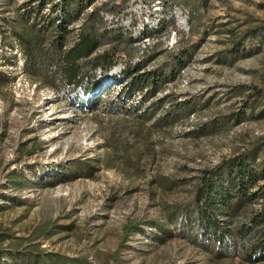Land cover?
<instances>
[{
    "label": "rangeland",
    "instance_id": "374dc122",
    "mask_svg": "<svg viewBox=\"0 0 264 264\" xmlns=\"http://www.w3.org/2000/svg\"><path fill=\"white\" fill-rule=\"evenodd\" d=\"M51 3L34 17L44 28ZM34 4L0 0L2 264H264L246 260L255 231L205 235L196 201L229 158L255 150L264 174V0H95L65 36V50L91 24L100 36L76 86L59 57L27 73L13 31ZM152 72L157 91L118 100ZM248 192L256 201L219 217L230 232L264 208V179Z\"/></svg>",
    "mask_w": 264,
    "mask_h": 264
},
{
    "label": "trees",
    "instance_id": "16d2710c",
    "mask_svg": "<svg viewBox=\"0 0 264 264\" xmlns=\"http://www.w3.org/2000/svg\"><path fill=\"white\" fill-rule=\"evenodd\" d=\"M60 1L61 3H54L53 0H32L33 3L36 2L34 8L26 12L27 14H23L26 15V18L22 17L27 22L26 25H22L18 31L14 30L13 35L23 49L26 66H28L27 69L31 65L27 73L31 75L43 74L59 57L64 63L62 72L67 79V83L69 85L74 84V86L81 85L83 79L78 77L77 61L89 58L96 52L100 43V36L91 24L87 30H82L77 41L68 50H65V36L68 33V25L78 21L83 11L90 8L95 0ZM49 2L52 3L49 6L47 27L44 28L39 22H36L34 17L40 15L39 13L44 11V7ZM59 7L63 17L60 15L57 18V16L54 17L53 15L58 11ZM96 15L97 11H92L88 18ZM20 22L23 21L20 20ZM46 42H48L51 52L48 56H45L46 50L43 49V44ZM100 60H102L101 57L96 58L98 62L93 66V70L99 67ZM114 65V62H109L105 67H102V73L106 74ZM150 77H152V82H147L144 77L133 78L129 82H125L121 91L117 93L118 100H124L123 95H125V99H128L136 91L145 89H150L152 93L157 91L162 77L157 76L155 72H152L151 76L147 75V78L150 79ZM87 91L88 89L85 90V92ZM255 153V150H253L246 154L229 158L208 171L196 193V201L200 204L198 211L199 220L204 227V234L208 235L209 238L222 242L226 236L235 233V235L240 237V240H243L245 236L254 233V231L256 232V242L246 257L249 262L264 261V208L254 214L249 222L236 228L233 232L223 226L224 222L219 217H231L230 211L236 206L239 208L242 202L253 203L256 201L257 193H249L248 191L254 186L257 187L258 181L264 179V174L262 171L257 174L255 169L252 168V163L256 158ZM133 229H138L136 230L137 232L141 231L138 227ZM7 239L10 238H0V245ZM10 253H12L11 250L10 252L6 251L0 246V264H2L3 257L10 255ZM33 259L36 258L33 257Z\"/></svg>",
    "mask_w": 264,
    "mask_h": 264
},
{
    "label": "bare ground",
    "instance_id": "6f19581e",
    "mask_svg": "<svg viewBox=\"0 0 264 264\" xmlns=\"http://www.w3.org/2000/svg\"><path fill=\"white\" fill-rule=\"evenodd\" d=\"M173 7V13H175V19H176V24L178 25V27L182 26L183 21L181 20V13L180 9L176 6H172ZM183 27V26H182Z\"/></svg>",
    "mask_w": 264,
    "mask_h": 264
},
{
    "label": "built area",
    "instance_id": "2783aa9c",
    "mask_svg": "<svg viewBox=\"0 0 264 264\" xmlns=\"http://www.w3.org/2000/svg\"><path fill=\"white\" fill-rule=\"evenodd\" d=\"M133 2H135V3H140L141 0H133ZM179 9H182V12H184V10H183V8H182L181 6L179 7Z\"/></svg>",
    "mask_w": 264,
    "mask_h": 264
}]
</instances>
